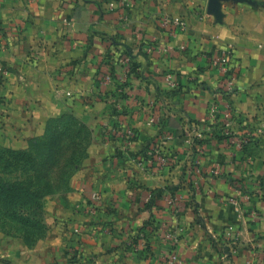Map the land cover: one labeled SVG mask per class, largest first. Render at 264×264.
I'll return each instance as SVG.
<instances>
[{
    "label": "crops",
    "instance_id": "crops-1",
    "mask_svg": "<svg viewBox=\"0 0 264 264\" xmlns=\"http://www.w3.org/2000/svg\"><path fill=\"white\" fill-rule=\"evenodd\" d=\"M164 15L186 27L169 36ZM230 44L238 80L223 99L210 57ZM64 115L91 131L87 164L47 199L49 236L34 248L13 237L10 263L50 264L42 250L67 244L80 247L71 264H264V0H0V146L23 150ZM153 150V163L135 158Z\"/></svg>",
    "mask_w": 264,
    "mask_h": 264
},
{
    "label": "trees",
    "instance_id": "trees-1",
    "mask_svg": "<svg viewBox=\"0 0 264 264\" xmlns=\"http://www.w3.org/2000/svg\"><path fill=\"white\" fill-rule=\"evenodd\" d=\"M126 57L130 58L126 52H119L118 65L122 69L126 68L123 64ZM128 68L127 77L136 76L137 67L131 58ZM111 73L113 68L108 69V74ZM69 120L79 122L90 135L85 124L72 115H64L49 120L45 131L47 137L36 139L27 150L0 149V213L3 219L16 222L25 229L24 239L29 238L31 231L44 228L42 218L46 198L62 187L66 188L74 174L73 167L80 155L76 143L70 152V146L65 143L66 140L74 143V138L68 131L53 129L54 124ZM167 163L171 166L172 160L168 159ZM0 264L12 263L0 259Z\"/></svg>",
    "mask_w": 264,
    "mask_h": 264
},
{
    "label": "rangeland",
    "instance_id": "rangeland-1",
    "mask_svg": "<svg viewBox=\"0 0 264 264\" xmlns=\"http://www.w3.org/2000/svg\"><path fill=\"white\" fill-rule=\"evenodd\" d=\"M53 129H56L57 131L60 132H65L68 131L70 132V134H72L73 138H74V143L70 142L69 140H66V144H68L70 146V149H68V151H71V147L73 146V144H75L76 150L78 151L80 158L77 159V164L73 167V171L75 172L77 169H79L80 167H83L87 164V157H88V147H89V142H91V138H92V134L91 131L90 135L88 133V131L82 127L79 122L77 121H65V122H60V123H56L53 125ZM198 133V132H197ZM196 133V134H197ZM194 134V135H196ZM230 136V133L227 132V137ZM47 137V134L44 133V135L31 139L28 142V145L25 149L23 150H27L31 145H33L36 141V139L39 138H45ZM189 137H193L192 135ZM203 138L197 139L195 144L198 141H202ZM49 141H47L48 143ZM46 143V144H47ZM0 149L2 150H14L8 146H0ZM59 149V148H58ZM18 151V150H16ZM169 159V158H168ZM165 167H169L168 164ZM70 173V171H69ZM65 188H61L59 191H57L56 193L54 192L52 195H50L49 197L46 198L45 203L47 201L48 198L55 196L57 193L59 192H64ZM262 195L264 196V188L262 189ZM165 202L167 203L168 207H171L168 202L165 200ZM174 209V211H178L179 206H176L177 209H175V207H171ZM44 218V215H43ZM42 218V221H43ZM44 225V224H43ZM56 229H59V233H58V239L62 240V237L65 236L67 237V233L65 232V230L63 229L62 225L59 227V225H56L55 227ZM63 229V230H62ZM49 228H47L46 225H44V228L38 230V231H31L30 233H28L29 238L24 239V235H27L25 232V229L22 228L20 225H18L16 222H9L5 219H3V215L0 213V259L2 260H7L8 261V255L10 253V249L13 246H9V242L11 241V239H13V237L15 238H21L25 241V244L27 246H29V248H34L36 246H38V244L40 243L41 240H45L47 238V236H49ZM69 231V229L67 230ZM62 232V233H61ZM76 233H78V231L75 230ZM56 234H53V236ZM140 235V234H139ZM140 237L134 236L132 239H130V243H129V248L130 249H134L135 251L137 250L138 246H139V240ZM64 241V240H63ZM17 243L16 248L20 249L22 248L21 245ZM144 246H147V243H144ZM47 250H42L43 253L45 254V256L48 259V263L53 264V260H55V256L59 253L62 254V256L65 259V264H71L73 262H75L77 260V258L79 257L80 254V247L78 246H68L63 245L62 247H60V245L58 244H48L47 246ZM62 248V250H60ZM57 253V254H56ZM1 257H5V258H1ZM7 257V258H6ZM35 260V259H34ZM32 262V264H38L36 261Z\"/></svg>",
    "mask_w": 264,
    "mask_h": 264
},
{
    "label": "built area",
    "instance_id": "built-area-1",
    "mask_svg": "<svg viewBox=\"0 0 264 264\" xmlns=\"http://www.w3.org/2000/svg\"><path fill=\"white\" fill-rule=\"evenodd\" d=\"M160 26L162 29L168 33L169 36L175 37L178 30L184 29L186 27V24L183 19L180 17H173L170 15H164L160 18ZM211 64L218 68L221 76L217 83L216 87V94L220 98L227 99L229 96H231L236 91V82L238 80L237 75L234 71V61H235V47L234 45H224L220 48H218L210 57ZM123 64L126 65L125 73L129 72L128 65L130 64V58L126 57L123 60ZM166 82L170 89L174 90L177 88V82L175 80V77L172 73H168L166 75ZM219 111L218 106L214 104L211 108V114L214 116ZM223 116L224 119L227 121H230L233 117L234 109L232 105L227 102L225 105H223ZM116 134L123 137L125 141L128 143H134L137 141L138 134L133 128H119L116 130ZM202 138V133L198 132L193 137H188L186 142L192 146L195 144V141L197 139ZM155 151L147 153L145 151L140 152L136 159L139 162H148L153 163L155 161L154 157L152 155H155ZM157 154V153H156ZM158 163L161 167H165L168 163V158L160 153H158ZM99 195L97 193H93L92 200L98 201ZM155 199V196L153 193L149 195L148 200L151 202ZM165 200L168 202V204L171 207L177 206V199L174 195L169 194L165 197ZM232 252L236 253V248H232ZM175 262V257L171 260V263L173 264Z\"/></svg>",
    "mask_w": 264,
    "mask_h": 264
}]
</instances>
